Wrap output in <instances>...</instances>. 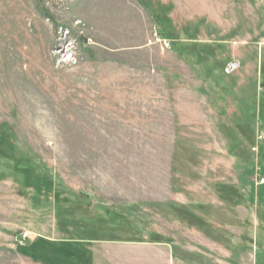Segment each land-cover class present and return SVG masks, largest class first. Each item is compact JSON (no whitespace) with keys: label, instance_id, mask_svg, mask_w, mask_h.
<instances>
[{"label":"rangeland","instance_id":"374dc122","mask_svg":"<svg viewBox=\"0 0 264 264\" xmlns=\"http://www.w3.org/2000/svg\"><path fill=\"white\" fill-rule=\"evenodd\" d=\"M0 264H264V0H0Z\"/></svg>","mask_w":264,"mask_h":264},{"label":"trees","instance_id":"16d2710c","mask_svg":"<svg viewBox=\"0 0 264 264\" xmlns=\"http://www.w3.org/2000/svg\"><path fill=\"white\" fill-rule=\"evenodd\" d=\"M158 33H159L161 36H163V32H161V31H158Z\"/></svg>","mask_w":264,"mask_h":264},{"label":"water","instance_id":"95a60500","mask_svg":"<svg viewBox=\"0 0 264 264\" xmlns=\"http://www.w3.org/2000/svg\"><path fill=\"white\" fill-rule=\"evenodd\" d=\"M236 66V62L232 63V67Z\"/></svg>","mask_w":264,"mask_h":264}]
</instances>
